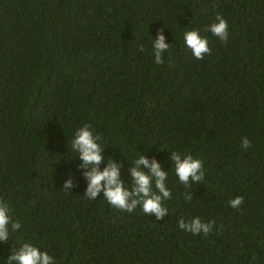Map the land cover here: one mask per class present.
Listing matches in <instances>:
<instances>
[{"label": "trees", "instance_id": "16d2710c", "mask_svg": "<svg viewBox=\"0 0 264 264\" xmlns=\"http://www.w3.org/2000/svg\"><path fill=\"white\" fill-rule=\"evenodd\" d=\"M217 13L223 41L204 31ZM191 28L208 40L199 60ZM83 123L126 183L138 154L168 169L161 219L83 197L69 146ZM173 149L202 161V181L176 180ZM0 202L20 224L0 264L25 241L54 264H264V0H0ZM194 216L207 235L177 227Z\"/></svg>", "mask_w": 264, "mask_h": 264}, {"label": "clouds", "instance_id": "9594fccd", "mask_svg": "<svg viewBox=\"0 0 264 264\" xmlns=\"http://www.w3.org/2000/svg\"><path fill=\"white\" fill-rule=\"evenodd\" d=\"M204 31L223 41L228 35L227 22L217 13ZM182 39L191 56L197 60L210 51L207 38L201 35L196 28L184 30ZM150 41L153 62L160 64L162 53L169 48V43H165L164 35L159 30L154 39L150 37ZM249 143L247 137L241 136L240 147L242 149H247ZM69 146L80 160L78 167L82 170L81 175L86 184L83 197L94 200L99 193L104 201L117 209L129 213L139 208L140 212L151 215L157 220L168 211L162 201L171 196V191L167 186L169 172L168 169L162 170L154 157L146 158L138 154L132 159L131 166L127 169L128 183H126L120 176L119 164L102 155L104 146L100 143V138L93 134L88 123L72 129ZM168 153L169 167L180 184L187 187L191 182L203 180L204 170L200 159L175 149ZM101 161H104L103 167H99ZM63 187L72 188L70 175L64 180ZM184 199L186 201L191 199V194L186 193ZM241 203L242 197L240 196H235L228 201V205L233 208ZM10 211V203L0 202V243L9 239V226L11 231L20 227L19 222L11 218ZM177 227L192 235H207L212 230V221H202L198 216L190 220L179 218ZM13 262L15 264H54L53 257L46 250L27 241L20 243L15 251L3 257L2 264H13Z\"/></svg>", "mask_w": 264, "mask_h": 264}]
</instances>
